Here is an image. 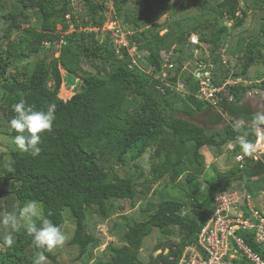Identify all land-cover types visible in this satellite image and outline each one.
Segmentation results:
<instances>
[{
	"label": "trees",
	"instance_id": "trees-1",
	"mask_svg": "<svg viewBox=\"0 0 264 264\" xmlns=\"http://www.w3.org/2000/svg\"><path fill=\"white\" fill-rule=\"evenodd\" d=\"M106 1L0 0V135H16L10 130L9 122L15 115L12 105L19 102V93H24L27 104L38 111L46 112L47 105L56 104V120L52 131L41 137L39 156L32 157L19 150L11 151L8 158L0 154V221L5 214H18L26 202L34 200L42 206L43 215L62 231L64 212L70 210L76 227L68 244L78 249L74 263L89 258L90 247L100 243L87 232L88 208L96 207L103 218L131 211L152 191L154 194L158 181L168 178L176 187L183 174L179 166L191 151L199 161L205 148H215L221 154L223 147L234 142L238 144L236 151L241 150L236 141L238 133L232 127L237 120L245 122L242 132L248 133L246 139L253 144L254 134L248 122L257 110L243 99L254 89L264 91V80L230 86L232 101L222 98L221 110L217 111L194 96L198 84L191 75H180L193 57L188 44L192 33H199L201 43L210 49L215 64V86L222 85L227 78L247 81L252 67L264 64V15L259 32L246 38L245 48L239 53L241 71H234L230 56L227 64L223 63L221 48L228 44L232 31L241 29L248 18L240 0H197V7L206 10L204 14L208 18L202 21L195 17L193 24L173 22L164 34L156 26L143 28L135 24L131 40L142 55L138 59L140 66L132 65V58L125 50L116 54L110 35L101 41L99 31H88V27L101 29L104 25ZM129 1L115 0V13L120 20L122 5ZM142 1L146 10L153 8L151 2L162 4L165 10L170 0ZM78 2L83 4L81 13ZM189 6L187 3L185 8ZM67 15L74 23V30L64 35L70 27ZM225 17L233 21L231 27L225 24ZM172 50L171 60L176 68L167 69L170 75L175 73L170 80L173 84L179 79L185 81L189 94L170 89L163 93L146 72L152 69L157 75L166 70L164 55ZM53 52L59 55L48 57ZM32 56L38 57L36 62L24 64ZM13 62L17 63L14 69ZM64 84L67 90H73L71 97H60ZM201 113L208 114L203 119L206 126L194 121ZM225 120L227 123L221 129L208 128V125L217 128ZM147 152H151V178L136 183L131 176H120L118 168L138 162ZM110 159L114 160L113 165ZM8 161L15 169L12 173L6 169ZM135 167L138 168L137 163ZM140 175L145 177L144 172ZM191 175L188 173V181ZM217 175L218 181L210 183V191L202 201L187 195L184 201L158 199L145 220L128 219L122 226L123 244L120 247L108 244L102 254L108 259L103 264H143L139 254L144 239L154 229L169 238L175 228L182 232L180 241L159 243L155 251L161 250V253L151 256L148 264H178L185 248L197 244L202 227L214 211L216 195L224 191L222 184L230 187L233 183H242L251 192L247 184L258 178L256 189L264 191V155L258 161H248L243 170L236 167ZM117 202H120L118 206ZM151 202L147 204L148 209L154 205ZM239 234L248 236L246 243L254 252L264 254L254 242L253 232ZM12 236L13 243L9 246L0 227L3 249L0 264H33L40 251L33 245V238L24 228L12 232ZM45 255V264H66L53 252Z\"/></svg>",
	"mask_w": 264,
	"mask_h": 264
},
{
	"label": "rangeland",
	"instance_id": "rangeland-1",
	"mask_svg": "<svg viewBox=\"0 0 264 264\" xmlns=\"http://www.w3.org/2000/svg\"><path fill=\"white\" fill-rule=\"evenodd\" d=\"M196 2L197 0H170L167 2L168 8L166 9L165 7V10L161 7L162 4L155 5L153 2H151L153 8L150 10H146L145 4L142 0H130L127 4L122 5L121 23L126 27V29L132 32V27H134L135 24H139L143 28H151L153 26H156L160 29V33L164 34L166 32L167 26L172 24L173 22L193 24L195 17L200 18V20L202 21L208 18V15L204 14L206 13V10L198 8ZM187 3L190 4V6L188 8H185V5ZM240 3L242 8L247 9L248 18L241 29L232 31L228 42V51H230V54H228V58L230 56V64L235 72L241 71L242 62L240 54H242L241 51H243V49L245 48L246 38L252 37L259 32L262 16L264 15V0H240ZM82 8V2H78L77 9L80 11V13L82 12ZM107 11L108 7H106V15ZM67 16L66 19L69 20L68 22L70 23V27L68 31L64 33V35L70 34L74 30V23L71 22L70 17L67 18ZM126 18L129 19L127 23L124 22V19ZM223 20L227 26H232L233 21L229 20L227 17H225V19ZM105 27L106 31H104V26L102 27L103 31H101L102 28L99 31L101 41L106 39L107 36H111L108 29H112V27L109 24ZM59 29H61L60 26ZM87 29L88 31H90V29L91 31L98 30L90 27H88ZM206 48L210 52L209 47L204 46V50H206ZM190 53L194 54V50L191 47ZM52 54L55 57L59 55L57 52H53L49 53L48 57H51ZM203 57L206 56L203 54ZM37 58V56H32L31 59L25 61L24 64L29 63L33 65L36 62ZM16 64L17 63L13 62L11 68L14 69L13 67ZM29 64L27 66H29ZM87 66L90 67L89 65ZM62 73L65 75V77H68L64 69H62ZM263 80L264 64L258 63L252 67L250 73L248 74L247 81H242V84L247 85L254 82L261 83ZM73 94V90H67L66 84L62 86L60 97H71ZM245 97V103L249 104L257 111H264V91L260 89H254L248 92ZM178 115L183 118L186 117L181 114ZM207 115V113H201V115L196 116L194 120L198 123V121L205 119ZM199 124L206 126L201 122ZM224 124L225 121L222 122V124L219 125L218 128L221 129ZM13 138L14 137L12 136L10 137L7 135H0V154L6 156V158L9 157L11 151L19 150L13 142ZM225 147L227 149V146ZM227 151L230 150L227 149ZM215 152H217L216 149H209L205 152L209 153L206 156L207 158L204 155H201L200 160L196 161L194 156L195 154L193 151H191L186 160L179 166V171L181 173L183 172V174L178 180L176 184L177 186H172L171 182L167 179L166 181L160 180V184L155 187L154 194L152 191L148 198L143 199L136 206V208L131 211L125 213L116 212L112 213L109 218H103L97 212L96 207L88 208L86 220L87 232L98 238L100 240V243L97 246L92 245L90 247V250L87 254L89 258H85L77 263H74L72 260L78 255V249L77 247H72L68 244L74 236L76 225L71 216L70 210H66L64 212L65 223L62 230L63 234L66 237V242L63 247L57 248L53 253L57 254L60 262L66 264H103L108 259L106 255H102L106 246L111 243L115 246L120 247L123 244V242L121 241L124 233V229L122 228V226L127 222L128 219L132 218L139 221L145 220L148 215L151 214V212L154 210L159 200L176 199L184 201L187 196L199 201L204 200L210 191V183L217 182L219 179L217 175L218 173L216 171V165H213L211 161L213 156H219L222 154L216 155ZM149 157L150 156L148 155H144L142 160L139 159L140 161L138 162H131L127 165H124V167L118 168L120 176H131L136 183H138L139 181H144L145 178H151V161ZM109 163L113 165L114 160L110 159ZM135 163L138 164V168L135 167ZM140 172H144L145 177H141ZM188 173L193 175H191L192 177L190 178V181H188L187 179ZM252 184L254 185V187H252ZM256 184L257 183L255 181H252L251 183L247 184V187L252 191L258 190L256 189ZM164 185H167V187ZM222 187L224 191L229 189L226 184H222ZM158 193L159 198L157 196ZM260 194L261 192H258L257 194L254 193V196L257 198V196ZM262 197L264 196H260L259 198L261 199ZM149 201H152L154 204L151 209H148L147 206V204H149ZM119 204L120 202H117L115 205L118 206ZM20 229H23V227H21ZM181 236L182 232L178 228H175L173 230V234L169 238L164 237L159 229H154L153 233L144 239L143 247L139 254L141 262L143 264H148L150 262L151 256L156 257L161 253V250L155 251L156 246L159 243L176 244L180 241ZM0 250L3 251L1 247ZM168 251L169 250L166 249L165 254H167Z\"/></svg>",
	"mask_w": 264,
	"mask_h": 264
},
{
	"label": "built area",
	"instance_id": "built-area-1",
	"mask_svg": "<svg viewBox=\"0 0 264 264\" xmlns=\"http://www.w3.org/2000/svg\"><path fill=\"white\" fill-rule=\"evenodd\" d=\"M107 20L104 23V31L108 24L112 29H108L113 39V47L116 54L123 50L129 53L132 58V65L140 66L139 60L142 55L131 40L133 32L126 27L117 18L112 0L107 2ZM239 13H237L238 15ZM70 16H67L69 18ZM102 26V27H103ZM101 29H98L100 31ZM91 31V29H90ZM103 31V28L102 30ZM64 43L63 40H61ZM188 44L194 50L193 57L188 61L180 75L188 73L198 84V89L194 96L210 105L214 110L220 111V101L226 97L232 101V94L229 92L230 86L241 84L240 79L227 78L220 86H215L214 70L215 64L212 62L211 54L204 50L199 33H192L189 36ZM229 45L221 48L223 63L228 62ZM203 54L206 57H203ZM174 57V51H169L164 55L163 67L166 69L160 74H153L152 69H146V72L155 80L157 88L166 93L167 89L172 91L189 94L188 84L179 79L172 83L170 78L174 77V72L169 74L168 70H174L176 63L171 59ZM139 59V60H138ZM253 145L256 151L252 156H244L242 160H237V155H242V151H236L234 143H229L227 149L234 153L237 167L243 170L248 161H258L264 155V134L261 136L253 135ZM214 211L202 227L197 244L185 248L178 264H264V254L256 253L246 240L248 236L244 234L253 232L254 242L264 251V208L256 202V197L248 191L243 185H235L226 191H221L214 200Z\"/></svg>",
	"mask_w": 264,
	"mask_h": 264
},
{
	"label": "clouds",
	"instance_id": "clouds-1",
	"mask_svg": "<svg viewBox=\"0 0 264 264\" xmlns=\"http://www.w3.org/2000/svg\"><path fill=\"white\" fill-rule=\"evenodd\" d=\"M112 1L114 4L115 0ZM19 95V102L12 105L15 115L9 122L10 130L16 133L13 142L21 152L37 157L41 153L39 144L42 135L52 131L53 123L56 120V104L47 105L46 112L38 111L34 109V106L27 104L24 93H19ZM244 124V121L237 120L232 125L233 130L238 133L236 141L242 151V155L236 156L238 161L242 160L244 156H252L256 151V146L246 139L248 133L242 132ZM248 128L252 134L258 137L264 134V111H256L252 114ZM5 166L9 173L15 171L11 161H8ZM37 221L40 222L39 226ZM0 227L4 230V241L9 246L13 243L12 232L18 231L21 227L25 229L27 234L33 238V245L40 250L33 264H45L47 260L45 254L63 247L66 242V237L61 229L43 215L42 206L34 200L26 202L18 214H5L0 221Z\"/></svg>",
	"mask_w": 264,
	"mask_h": 264
},
{
	"label": "crops",
	"instance_id": "crops-1",
	"mask_svg": "<svg viewBox=\"0 0 264 264\" xmlns=\"http://www.w3.org/2000/svg\"><path fill=\"white\" fill-rule=\"evenodd\" d=\"M245 98L246 97H244V99H243V102H244V100H245ZM199 115H201V114H199ZM196 116H198V115H196ZM195 116V117H196ZM195 121V120H194ZM203 123V120H201V121H198V123ZM227 123V121L225 120V124ZM204 124V123H203ZM224 124V125H225ZM211 127V128H210ZM208 128L209 129H219L218 127L216 128L215 126H212V125H208ZM231 143H234V142H231ZM235 146H237L238 144L237 143H235L234 144ZM209 149H215V148H205V149H202L201 150V155H204L205 157L207 156V154H209V153H205L206 151H208ZM205 151V152H204ZM227 149H226V147L224 148L223 147V151H222V155H219V156H213V158H212V161H211V163L213 164V165H216V171L218 172V173H221V174H226V173H229L231 170H234L236 167H237V165H236V161H235V158H234V153L233 152H230V151H227ZM150 153L151 152H147L145 155H148V156H150ZM215 154L216 155H218V153L217 152H215ZM143 157H144V155L142 156V158H140V160H142L143 159ZM207 158V157H206ZM139 160V161H140ZM140 163V162H139ZM181 178V177H180ZM167 180H168V178H167ZM161 181H166V178H164V179H162ZM161 181H158L156 184H155V187L156 186H158L159 184H160V182ZM253 181H255V182H257L258 181V178H254L253 179ZM164 184V183H163ZM243 185L245 188H246V186H245V184H240V183H233L229 188H231L232 186H235V185ZM165 186V185H164ZM252 187H254V185L252 184ZM258 192H261V194L260 195H258L257 196V198H256V202H257V204L258 205H260V207H263V204H264V199H262V198H264V197H262L261 199L259 198L260 196H264V191H257L256 190V194L258 193ZM260 202V203H259Z\"/></svg>",
	"mask_w": 264,
	"mask_h": 264
},
{
	"label": "bare ground",
	"instance_id": "bare-ground-1",
	"mask_svg": "<svg viewBox=\"0 0 264 264\" xmlns=\"http://www.w3.org/2000/svg\"><path fill=\"white\" fill-rule=\"evenodd\" d=\"M228 16V15H227ZM132 63V62H131ZM264 86V85H263ZM256 88H257V86H256Z\"/></svg>",
	"mask_w": 264,
	"mask_h": 264
}]
</instances>
